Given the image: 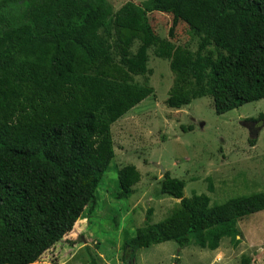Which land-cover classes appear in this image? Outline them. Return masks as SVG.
Listing matches in <instances>:
<instances>
[{
	"label": "trees",
	"instance_id": "16d2710c",
	"mask_svg": "<svg viewBox=\"0 0 264 264\" xmlns=\"http://www.w3.org/2000/svg\"><path fill=\"white\" fill-rule=\"evenodd\" d=\"M154 12L171 17L168 39L153 31ZM180 23L199 37L195 52L172 43ZM211 46L222 52L215 59L203 55ZM149 48L173 74L169 109L210 97L223 115L264 99V0H146L116 12L107 0H0V264H39L93 214L114 158L110 127L153 95L134 81L148 73ZM139 180L134 166L117 170L114 200ZM183 188L163 174L160 193L179 202L156 225L147 215L123 246L131 257L165 242L237 245L236 224L264 211V193L211 206Z\"/></svg>",
	"mask_w": 264,
	"mask_h": 264
},
{
	"label": "rangeland",
	"instance_id": "374dc122",
	"mask_svg": "<svg viewBox=\"0 0 264 264\" xmlns=\"http://www.w3.org/2000/svg\"><path fill=\"white\" fill-rule=\"evenodd\" d=\"M114 12L127 2L142 5L146 0H107ZM155 34L168 39L169 15L148 14ZM172 43L195 52L199 37L180 23ZM139 43L131 48L134 53ZM222 53L213 46L203 55L215 59ZM148 73L134 77L139 85L153 89V95L110 127L114 158L98 189L97 206L91 216L79 220L62 241L45 251L39 264H264V211L251 214L236 224L238 244L223 239L215 251L189 245L179 248L165 242L142 248L131 257L124 245L135 236L147 215L156 225L169 217L178 200L162 195L163 174L184 183V198L205 194L210 205L230 199L264 193V99L216 115L212 99L204 97L188 107L173 110L165 101L173 83L166 59L147 51ZM258 120V121H257ZM257 121V135H250L242 123ZM255 143L253 146L250 141ZM134 166L140 175L127 199L114 200L118 192L117 170ZM148 211L150 214H148ZM86 214V213H85Z\"/></svg>",
	"mask_w": 264,
	"mask_h": 264
},
{
	"label": "water",
	"instance_id": "95a60500",
	"mask_svg": "<svg viewBox=\"0 0 264 264\" xmlns=\"http://www.w3.org/2000/svg\"><path fill=\"white\" fill-rule=\"evenodd\" d=\"M186 107H188V105H185ZM242 125L246 128V129H248L249 131H250V135H253V136H256L257 135V131L258 130H260V128H255L254 127V122H252V121H246V122H244V123H242Z\"/></svg>",
	"mask_w": 264,
	"mask_h": 264
},
{
	"label": "flooded vegetation",
	"instance_id": "af4514ba",
	"mask_svg": "<svg viewBox=\"0 0 264 264\" xmlns=\"http://www.w3.org/2000/svg\"><path fill=\"white\" fill-rule=\"evenodd\" d=\"M253 122H254V124H255L257 121H253ZM256 124H257V123H256ZM256 124H255V125H256Z\"/></svg>",
	"mask_w": 264,
	"mask_h": 264
}]
</instances>
